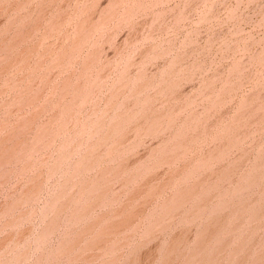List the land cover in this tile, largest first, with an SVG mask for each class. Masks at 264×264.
Returning a JSON list of instances; mask_svg holds the SVG:
<instances>
[{"label":"rangeland","instance_id":"obj_1","mask_svg":"<svg viewBox=\"0 0 264 264\" xmlns=\"http://www.w3.org/2000/svg\"><path fill=\"white\" fill-rule=\"evenodd\" d=\"M0 264H264V0H0Z\"/></svg>","mask_w":264,"mask_h":264}]
</instances>
